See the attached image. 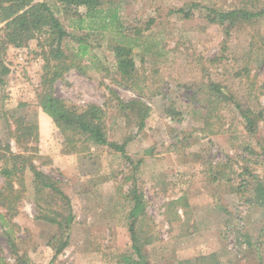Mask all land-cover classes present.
<instances>
[{
  "label": "rangeland",
  "instance_id": "rangeland-1",
  "mask_svg": "<svg viewBox=\"0 0 264 264\" xmlns=\"http://www.w3.org/2000/svg\"><path fill=\"white\" fill-rule=\"evenodd\" d=\"M42 1L69 35L58 59L44 35L2 57L0 170L16 173L0 174V189L10 184L20 196L14 214L0 202L9 224L0 225V264H264V15L228 32L206 19L207 9L264 11V0H106L118 17L106 27L110 17L89 21L84 7ZM128 43L132 79L117 72L112 51ZM210 83L261 114L253 134L231 102L207 116ZM48 92L78 114L99 107L125 155L80 135L69 144L38 103ZM28 165L69 199L73 222L58 256L64 238L43 217L65 218L68 208L34 188ZM134 197L144 204L135 243Z\"/></svg>",
  "mask_w": 264,
  "mask_h": 264
},
{
  "label": "trees",
  "instance_id": "trees-1",
  "mask_svg": "<svg viewBox=\"0 0 264 264\" xmlns=\"http://www.w3.org/2000/svg\"><path fill=\"white\" fill-rule=\"evenodd\" d=\"M62 8L71 9L84 7L87 20L93 21L96 18L101 21L109 22L104 26L114 25L113 21H117L118 17L116 12H108L102 8V5L106 0H56ZM109 4V2H108ZM108 12V14H107ZM176 13L182 14L184 18H189L191 15L190 10L179 9ZM264 15V11L251 12L247 9H233L228 11H218L215 9H207L206 19L214 24L220 26L223 31L228 32L231 28L245 23L253 21L258 17ZM110 20L107 21V18ZM82 19V17H81ZM80 19V21H81ZM0 24H4V27L0 29V85H3L2 76L9 73V69L3 63L2 57L5 55L8 47L20 49L26 47L28 42L37 37L45 36L44 43L50 45V55L58 59L62 56L60 51V45L65 37H68V33L62 27L59 20L54 16L49 5L42 0H0ZM127 45H115L112 49L114 54V64L117 72L121 77L126 79H132L134 71V61L132 58V47ZM55 45V46H54ZM81 56L85 53V48L80 45ZM43 53V52H42ZM47 68V67H45ZM122 78V79H123ZM224 88L210 83L208 86V96L213 98L210 101V111L207 116L211 117L210 112L216 109L217 102H231L233 103L236 110L244 120V126L246 131L250 134L255 132V127L258 120H261V114L255 115L248 109L244 111L240 104L235 101L233 96L229 93H224ZM39 105L41 106L44 113L52 118L54 124L60 129L62 134L67 136V141L72 144L74 141L73 137L80 135L84 140L90 141L95 145L108 147L110 149L120 152L125 155V144H117L108 139L106 131L104 129L103 116L104 112L96 106H89V108L78 114L71 110L62 99L53 97L50 92L43 94L39 97ZM124 106H128L124 104ZM133 106V104H131ZM147 107L143 111L142 115L145 116ZM142 119V118H141ZM139 128L143 126V122L139 123ZM69 133V134H67ZM74 134V136H73ZM20 156L15 157L14 160H19L21 163H25V159H20ZM15 166L12 168H2L0 174H2L7 180H10L16 173ZM28 169L32 174V180L34 188L38 191L40 189H46L52 194L58 195L62 200L65 201V205L68 208V213L65 218L57 219V217H47L44 215L43 219L53 223L60 230L64 241L54 247L55 256H58L67 246L69 240V233L73 222V215L70 207L68 206L69 199L57 186L50 177L44 175L42 172L37 170L33 165H28ZM20 170V169H18ZM11 185L0 189V202L1 206L4 207L8 212L14 214V206L11 202H14L18 196L19 191H13L9 188ZM136 196V195H134ZM66 208H64V211ZM144 204L141 199L134 197L133 208L129 214L132 219L130 224V236L132 242L135 243L136 239L134 236V221H136L140 215L143 214ZM57 216L62 217L57 214ZM0 225L2 228H6L9 224L5 221L4 216L0 213ZM6 235L9 234V230L4 231ZM134 250L138 254L137 246L134 245ZM129 259H126L128 262ZM202 264H209V258L200 257ZM129 264H135L134 262H128ZM17 264H27L25 259H20Z\"/></svg>",
  "mask_w": 264,
  "mask_h": 264
}]
</instances>
